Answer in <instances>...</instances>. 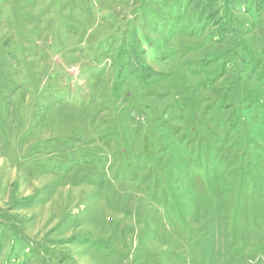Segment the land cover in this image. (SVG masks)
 <instances>
[{
    "label": "rangeland",
    "instance_id": "374dc122",
    "mask_svg": "<svg viewBox=\"0 0 264 264\" xmlns=\"http://www.w3.org/2000/svg\"><path fill=\"white\" fill-rule=\"evenodd\" d=\"M0 264H264V0H0Z\"/></svg>",
    "mask_w": 264,
    "mask_h": 264
}]
</instances>
